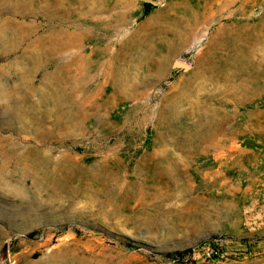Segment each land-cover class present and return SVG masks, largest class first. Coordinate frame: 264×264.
I'll use <instances>...</instances> for the list:
<instances>
[{
	"label": "rangeland",
	"instance_id": "obj_1",
	"mask_svg": "<svg viewBox=\"0 0 264 264\" xmlns=\"http://www.w3.org/2000/svg\"><path fill=\"white\" fill-rule=\"evenodd\" d=\"M0 264H264V0H0Z\"/></svg>",
	"mask_w": 264,
	"mask_h": 264
},
{
	"label": "trees",
	"instance_id": "obj_2",
	"mask_svg": "<svg viewBox=\"0 0 264 264\" xmlns=\"http://www.w3.org/2000/svg\"><path fill=\"white\" fill-rule=\"evenodd\" d=\"M188 255V250L183 251H175L173 253H167L165 257L173 258L175 261H182L184 260Z\"/></svg>",
	"mask_w": 264,
	"mask_h": 264
},
{
	"label": "water",
	"instance_id": "obj_3",
	"mask_svg": "<svg viewBox=\"0 0 264 264\" xmlns=\"http://www.w3.org/2000/svg\"><path fill=\"white\" fill-rule=\"evenodd\" d=\"M179 66H180V67H182V68H186V66H184V65H181V64H179Z\"/></svg>",
	"mask_w": 264,
	"mask_h": 264
}]
</instances>
